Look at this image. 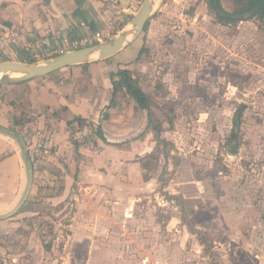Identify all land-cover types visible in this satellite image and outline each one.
<instances>
[{
    "label": "rangeland",
    "instance_id": "374dc122",
    "mask_svg": "<svg viewBox=\"0 0 264 264\" xmlns=\"http://www.w3.org/2000/svg\"><path fill=\"white\" fill-rule=\"evenodd\" d=\"M142 1L129 0L113 35L131 27ZM222 3L233 9V0ZM215 19L205 0H158L123 63H109L139 78L161 101V117L174 113L172 128L165 120L164 134L176 150L164 190L196 200L189 219L211 238L209 251L160 190L165 157L142 113L140 138L128 150L96 145L84 132L73 135L84 145L72 183L67 166L36 153L35 131L20 126V200L30 178L26 149L34 172L24 211L0 219L4 264H264V25ZM141 47L147 50L138 58ZM117 94L118 109L138 118L142 110L129 107L125 89ZM240 106L243 142L237 146L228 138ZM146 155L149 180L138 162Z\"/></svg>",
    "mask_w": 264,
    "mask_h": 264
},
{
    "label": "crops",
    "instance_id": "0c3cea01",
    "mask_svg": "<svg viewBox=\"0 0 264 264\" xmlns=\"http://www.w3.org/2000/svg\"><path fill=\"white\" fill-rule=\"evenodd\" d=\"M106 3L107 0H0V22L18 27L22 33L20 43L10 45L0 60L29 62L27 59H33L41 62L53 56L34 58L30 51L24 49V44H31L34 50H41L45 44L41 41L43 38H48L50 47H55V44L62 42L63 37L90 36L103 26ZM131 5L129 0H122L124 10ZM135 40L105 59L72 64L47 75L0 84V207H6L0 211L8 213L20 202V183L24 173L23 157L20 154V133L23 135L24 132L20 126L35 131L34 142L50 140L53 150L48 158L61 169L67 166V176L71 183V175L75 173L73 171L78 164L80 166L82 159H79L82 156L81 150H76L71 138L77 132L93 135V128L88 125L78 126L76 121L70 125L69 120L81 116L93 125H100L108 142L95 137L96 145L117 146L113 142H123L117 146L122 150L130 149L134 139L140 138L137 127L142 113L144 129L152 133L147 129L146 110L140 108L134 100L131 99L133 104L130 103L129 107L142 110L138 118L128 116V109H118L121 105L118 94L114 102L110 103L113 90L110 73L116 71L115 65L109 64L110 60L117 59V64H122V59L135 46ZM141 159L138 161L139 167ZM0 259V264H4L3 258ZM12 261H17V258Z\"/></svg>",
    "mask_w": 264,
    "mask_h": 264
},
{
    "label": "trees",
    "instance_id": "16d2710c",
    "mask_svg": "<svg viewBox=\"0 0 264 264\" xmlns=\"http://www.w3.org/2000/svg\"><path fill=\"white\" fill-rule=\"evenodd\" d=\"M213 9L216 22L223 25H237L241 21L251 20L257 24L264 25V0H233V9L228 10L223 6L222 0H205ZM149 21L146 23L144 27V31L148 28ZM94 29V27H93ZM147 50L145 47H141L138 53V58L142 56V54ZM29 62H36L33 59H27ZM110 77L113 82V90L112 97L110 103H113L115 100V96L119 92V89L124 88L126 93L136 102V104L146 110L147 112V129H150L153 133L154 140L156 141V147L161 146L162 152L165 157V163L163 169L158 176V180L161 183L160 190L164 191L167 199L170 201L176 202V204L180 208L181 212V220L185 223L192 233H196L198 238L201 239V242L205 245V250L209 251L211 247V238H204V234H206L205 230L197 228L190 221L189 217L195 213L194 201L193 198H185L180 194L169 193L167 190H164L165 186L169 184L170 176L172 174V170L168 168V161L175 154L173 152L176 150V144L174 140L168 138L163 134L164 130V121H168L170 127L172 128L174 125V113L164 112V118L161 117L157 109H161V101L149 91H146L139 78L132 75L130 69L119 67L116 71H111ZM244 106H240L237 111L233 127L231 131V135L228 140L234 141V143L238 144L243 142V138L241 136L240 126L242 119V111ZM76 121L78 126L88 125L93 128V133H95L96 137H99L106 142H108L104 131L100 125H93L90 121H86L81 116H76L72 120H69V124L71 125ZM21 123V120H20ZM74 129V128H73ZM89 137L95 142L96 138L89 134ZM112 143V142H109ZM118 147L122 145L123 142H113ZM81 142L77 139L74 140V146L76 150H79ZM152 158L150 156H146L140 160V168L142 170V176L144 180H149L152 176V172L150 170ZM176 163H178L176 161ZM25 207L22 206L20 211H24ZM49 248V245H48Z\"/></svg>",
    "mask_w": 264,
    "mask_h": 264
},
{
    "label": "water",
    "instance_id": "95a60500",
    "mask_svg": "<svg viewBox=\"0 0 264 264\" xmlns=\"http://www.w3.org/2000/svg\"><path fill=\"white\" fill-rule=\"evenodd\" d=\"M157 1L158 0H143L140 7L130 20L131 27L123 28L117 34L106 40L55 54L45 59L42 63L14 59L0 61V84L24 81L37 76L47 75L64 66L92 61L95 57L96 59H105L110 57L135 40L144 31V27L150 20ZM13 73H20V75L13 76ZM24 153L26 158L30 161L28 168L30 178L26 193L13 210L6 214H0V219L13 216L19 212L28 196L34 166L27 149L24 150Z\"/></svg>",
    "mask_w": 264,
    "mask_h": 264
},
{
    "label": "built area",
    "instance_id": "2783aa9c",
    "mask_svg": "<svg viewBox=\"0 0 264 264\" xmlns=\"http://www.w3.org/2000/svg\"><path fill=\"white\" fill-rule=\"evenodd\" d=\"M121 3L122 0H107L104 8V13L106 14L104 24L90 36L80 38L63 37L62 42L55 44V47H50V40L48 38H43L41 41L45 44L42 46L41 50H34L32 45L28 43L24 44V49L30 51L34 58H45L50 55L65 52L71 48L84 46L92 41L99 42L106 40L115 33V29L122 22L120 13L124 9L122 8ZM21 38L22 33L18 27L0 22V56L6 54L7 48L10 45L20 43ZM35 143L34 151L36 153H39L44 157H49L52 154V146L48 139H40L35 141Z\"/></svg>",
    "mask_w": 264,
    "mask_h": 264
},
{
    "label": "bare ground",
    "instance_id": "6f19581e",
    "mask_svg": "<svg viewBox=\"0 0 264 264\" xmlns=\"http://www.w3.org/2000/svg\"><path fill=\"white\" fill-rule=\"evenodd\" d=\"M12 75H13V76H19L20 73H13Z\"/></svg>",
    "mask_w": 264,
    "mask_h": 264
}]
</instances>
